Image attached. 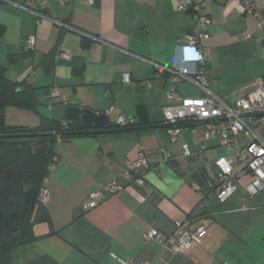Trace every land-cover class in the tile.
I'll list each match as a JSON object with an SVG mask.
<instances>
[{
	"label": "crops",
	"instance_id": "1",
	"mask_svg": "<svg viewBox=\"0 0 264 264\" xmlns=\"http://www.w3.org/2000/svg\"><path fill=\"white\" fill-rule=\"evenodd\" d=\"M0 0V66L14 82L34 88L36 111L5 110L9 126L36 127L40 116L66 120L65 108L76 106L104 113L111 126L120 118L130 129L58 139L55 162L44 180L49 224L34 227L49 235L10 252L8 264H264V191L250 196L251 175L235 167L237 192L220 203L208 189L219 160L235 157L219 137L200 139L178 128L171 143L161 109L180 99L204 98L188 80L173 84L168 75L156 77V66L185 67L199 72L196 52L187 37L197 27L191 13L180 11L178 0ZM200 18L209 49L206 63L209 90L233 104L264 76V47L252 16L242 15L231 0L207 3ZM32 38L33 48L26 53ZM53 53L51 69L39 64ZM68 54L69 59L57 58ZM128 75L129 84L122 83ZM238 141H241L238 139ZM185 146L189 156H184ZM141 151L149 169L144 186L126 184L122 175L135 168ZM123 188L108 195L104 187ZM105 199L86 210L90 194ZM190 219V229L202 226L201 244L174 256L154 239L151 230L171 235L175 223Z\"/></svg>",
	"mask_w": 264,
	"mask_h": 264
},
{
	"label": "built area",
	"instance_id": "2",
	"mask_svg": "<svg viewBox=\"0 0 264 264\" xmlns=\"http://www.w3.org/2000/svg\"><path fill=\"white\" fill-rule=\"evenodd\" d=\"M68 1V0H66ZM93 0H87L91 3ZM215 0H178L180 11L191 13L197 21V27L187 37V44L196 52L195 64L199 66V72H190L185 67L167 68L156 66V77L165 73L173 84L180 80H188L206 93L204 98L180 99L175 91L168 94L169 99H176V103L161 109L163 124H174L178 121L192 120L203 124L201 129L190 130V134L197 135L200 139L219 137L221 145L234 150L233 160L216 162L218 173L215 179L208 183V189L216 200L224 203L237 192V175L235 167L244 165L245 171L251 175V181L246 186L248 195L253 196L264 191V142L259 138L258 132L264 126V76L257 78L252 83V89L247 94L236 99L233 104L225 102L215 93L209 90L206 63L209 60L210 51L203 45L208 39V34L203 28L209 24L206 19L200 18V12L205 9L207 3ZM242 15L252 16L259 32V42L264 47V0H231ZM24 10L33 13L36 17L45 18L41 13L30 9L31 1L26 0ZM33 39L26 43V50L33 48ZM57 58L68 60V54L60 53ZM122 83L129 84L128 75L122 76ZM118 126L130 125L128 119L120 118ZM170 142L178 139L179 129L168 127ZM240 139L241 141H238ZM184 156H189V150L183 146ZM55 161V159H53ZM53 165H50L51 170ZM135 168L139 175H133L125 171L122 175L126 184L144 186L142 174L148 171L149 164L141 151L138 152ZM123 188L114 183L108 184L104 190L108 195H116ZM48 191L43 188L38 195V201L45 205ZM105 199L100 192H94L87 198L84 208L91 210ZM191 220L175 223L173 234L165 236L162 233L151 230L145 236V240L151 239L159 242L164 250H168L174 256L186 254L190 249L201 244V235L204 232L202 226L190 229ZM122 264H130L123 262Z\"/></svg>",
	"mask_w": 264,
	"mask_h": 264
},
{
	"label": "trees",
	"instance_id": "3",
	"mask_svg": "<svg viewBox=\"0 0 264 264\" xmlns=\"http://www.w3.org/2000/svg\"><path fill=\"white\" fill-rule=\"evenodd\" d=\"M28 55V51L21 54ZM54 55L42 56L39 64L46 71L53 66ZM34 88L14 82L0 66V264H8L10 252L48 235L36 234L34 227L49 224L45 205L38 201L44 180L53 165V145L58 139L86 134L79 122L56 121L40 116L36 127L9 126L4 114L8 107L36 111ZM130 126H110L107 131H124ZM44 134H54L45 136Z\"/></svg>",
	"mask_w": 264,
	"mask_h": 264
},
{
	"label": "water",
	"instance_id": "4",
	"mask_svg": "<svg viewBox=\"0 0 264 264\" xmlns=\"http://www.w3.org/2000/svg\"><path fill=\"white\" fill-rule=\"evenodd\" d=\"M66 120L79 122L85 129L93 128L95 133H103L106 128L111 126L109 120L104 113H97L90 109H81L76 106H67L65 108ZM195 121L185 120L178 121L174 124H167L166 127L185 128L195 125ZM45 136H53L54 134H44Z\"/></svg>",
	"mask_w": 264,
	"mask_h": 264
},
{
	"label": "rangeland",
	"instance_id": "5",
	"mask_svg": "<svg viewBox=\"0 0 264 264\" xmlns=\"http://www.w3.org/2000/svg\"><path fill=\"white\" fill-rule=\"evenodd\" d=\"M259 138L264 142V126L262 129L258 132Z\"/></svg>",
	"mask_w": 264,
	"mask_h": 264
}]
</instances>
